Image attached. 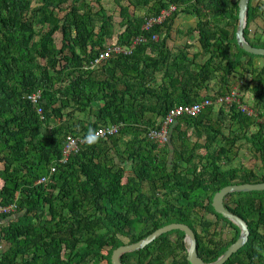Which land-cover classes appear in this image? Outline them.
Here are the masks:
<instances>
[{
  "label": "trees",
  "instance_id": "1",
  "mask_svg": "<svg viewBox=\"0 0 264 264\" xmlns=\"http://www.w3.org/2000/svg\"><path fill=\"white\" fill-rule=\"evenodd\" d=\"M238 1L113 0L116 29L101 0H0V207L15 205L0 212V264H111L114 249L171 223L193 230L206 263L236 241L239 228L214 212L212 197L264 182V65L236 42ZM180 14L197 18L187 31L200 47L192 58L168 46ZM261 16L249 0L244 37L258 48L263 31L250 37L249 25ZM113 47L130 52L92 67ZM235 86L230 104L176 118L163 145L149 135L170 109L214 102ZM67 137L78 142L63 159ZM242 147L260 174L235 164ZM224 205L249 229L224 264H264V191L228 194ZM215 216L233 229L219 243ZM186 249L184 233L171 230L120 261L190 264Z\"/></svg>",
  "mask_w": 264,
  "mask_h": 264
},
{
  "label": "water",
  "instance_id": "2",
  "mask_svg": "<svg viewBox=\"0 0 264 264\" xmlns=\"http://www.w3.org/2000/svg\"><path fill=\"white\" fill-rule=\"evenodd\" d=\"M248 3L249 0L238 1V26L235 33L236 42L245 52L264 57V48L253 47L244 37V29L247 24ZM251 191H264V182L227 185L213 195L211 205L214 212L220 214L223 218L235 224L240 230L236 241L229 245L215 261L206 263L198 256L196 251L195 235L190 227L182 223H171L156 229L151 234L135 243L123 244L114 249L110 257L111 264H122L120 261V256L122 254L140 250L160 235L171 230H180L182 233H184V240L187 245L186 258L190 264H224L247 242L249 236V229L246 222L225 207L224 198L231 193H243Z\"/></svg>",
  "mask_w": 264,
  "mask_h": 264
},
{
  "label": "built area",
  "instance_id": "3",
  "mask_svg": "<svg viewBox=\"0 0 264 264\" xmlns=\"http://www.w3.org/2000/svg\"><path fill=\"white\" fill-rule=\"evenodd\" d=\"M172 10H174L173 6H171L169 10L162 11V13L159 17L150 18L148 20V22L144 25V28H148L149 26H151L152 23L160 22ZM140 40L141 39H135L134 44ZM112 52L121 53V52H130V50L126 49V48H120V47L108 48L105 52L101 53L97 59L94 60V62L92 63V67H95L96 65L100 64L104 59L108 58ZM238 96H239L238 92L236 90L233 91V89H232V91L228 95L218 97L214 102L210 99H203L202 101L197 102V103H193L190 105H182L179 107L172 108L167 112V114L165 115V117L162 120L161 131L160 132L151 131L149 133V135L153 139H155L158 143L162 144V142L166 141L167 127L171 123H173L176 118L180 117L181 115H188V116L198 115L206 107H208L212 104L215 105V103L230 104ZM27 98L30 99L33 103H36L38 98H39V94L38 93L31 94V95H28ZM240 109L243 111H246L247 113H250V111H251L243 105H242V107L240 106ZM37 111L40 112V109H37ZM114 132H115V128H112V127L111 128H99L95 131L94 136H105L107 134H112ZM86 141L89 143V139ZM77 142H78L77 139L72 138V137H67V143H66L64 150H63V159H66L68 154L71 151L76 149ZM45 180H46V178H42L40 181H45ZM14 208H15V205H10L7 207H0V212L1 213H8V212L13 211Z\"/></svg>",
  "mask_w": 264,
  "mask_h": 264
},
{
  "label": "rangeland",
  "instance_id": "4",
  "mask_svg": "<svg viewBox=\"0 0 264 264\" xmlns=\"http://www.w3.org/2000/svg\"><path fill=\"white\" fill-rule=\"evenodd\" d=\"M251 3L253 5H255V4L260 5L261 10H262V16L256 18L255 21H253L250 24V26H249L250 37H252L251 33H253V32L261 33L263 31L262 34H264V0H251ZM117 19L118 18L115 14V28L116 29H117ZM188 19H191V20H188ZM196 21H197V18L192 16L191 18L188 17L186 19V21L185 20L184 21L183 20L182 21L176 20L174 22V25L177 23L179 24L178 26L181 27L182 31L180 33L181 35L177 32H175V33L172 32L170 39H168V46L171 49V51L175 52L176 49H178V48L179 49L183 48L184 50L186 49L185 51L190 58H192V56L195 55L196 53H200V49H199L200 47H199L198 41L196 39L197 35L195 33H193V36L187 35V31H188L189 27H194V25L196 24ZM178 30H179V28H178ZM171 38H173V39H171ZM55 42H56V45L59 47L61 44L60 38H56ZM196 61L202 62L203 58L201 56H199V57H197ZM253 62H255L256 66L258 64H259L258 66H260V65L262 66V63L264 62V58L260 57L259 60H255ZM247 93L249 94V92H245V94H247ZM244 97H245V95H244ZM246 100H247L246 103L252 102V99H250V97H247V95H246ZM248 103H247V105H248ZM225 104H227V103H225ZM192 139H195V138L193 137ZM163 143L164 142H162V144H160V143L159 144L163 145ZM235 164H237V165L242 164L244 167L249 168V169L251 168L254 171L257 170L261 166L260 162L256 158H253V156L244 147H242V149L240 150L239 156H238L237 160L235 161ZM204 216H205V214H204ZM220 227L223 229L221 232V234L223 233V236L221 235V238L222 237H225V239L229 238L228 233H226L225 224L222 220L220 221ZM4 248H5L4 245L0 247L1 250H3Z\"/></svg>",
  "mask_w": 264,
  "mask_h": 264
},
{
  "label": "crops",
  "instance_id": "5",
  "mask_svg": "<svg viewBox=\"0 0 264 264\" xmlns=\"http://www.w3.org/2000/svg\"><path fill=\"white\" fill-rule=\"evenodd\" d=\"M101 2L104 4V6L106 7V9L108 8L109 9V11L111 12V13H114L113 15H114V20H115V14H116V16H118V9H116V7H115V4L113 3V0H101ZM191 18L192 16H190V15H184V14H180L175 20H174V22L176 21V20H180V21H186V19L187 18ZM118 18V17H117ZM188 20H191V19H188ZM193 20V19H192ZM119 21V18L117 19V22ZM174 22H173V25H172V29H171V34H172V32H177V33H181V27H179L178 25V23L177 24H175L174 25ZM251 24V23H250ZM179 28V30H178V28ZM195 26V25H194ZM250 26V25H249ZM190 28H194V27H189V29ZM249 31H250V29H249ZM253 33H251V35H252ZM181 35V34H180ZM191 36H193V35H191ZM171 39H173V38H171ZM198 45V44H197ZM200 49V48H199ZM255 60H259V58H256ZM254 60V61H255ZM259 62V61H258ZM254 65H255V62H254ZM259 65V64H258ZM257 65V66H258ZM262 65H264V62L262 63ZM261 66V65H260ZM238 89H239V87L238 86H236V87H234V89H233V91L234 90H236L237 92H238V94H239V91H238ZM245 95V97H244V102L246 103V95H247V97H250V99H252V102H247L248 103V106H251L252 104H253V97L251 96V94H244ZM247 103H246V105H247ZM222 104H219V103H215V107H219V106H221ZM248 106H246L247 108H249ZM254 158V157H253ZM256 174H260L261 172L259 171V168L257 169V170H255L254 171Z\"/></svg>",
  "mask_w": 264,
  "mask_h": 264
},
{
  "label": "flooded vegetation",
  "instance_id": "6",
  "mask_svg": "<svg viewBox=\"0 0 264 264\" xmlns=\"http://www.w3.org/2000/svg\"><path fill=\"white\" fill-rule=\"evenodd\" d=\"M220 221L221 220L219 218H217V216H215V231H214V233H215V241L218 242V243H219V240L220 239L225 240V237H222L221 238V235L223 236V233L221 234V232H222L223 229L220 227ZM225 228H226V226H225ZM231 231H233L232 228H229V227L226 228V233H228V236L229 237L231 235ZM201 235H203V233H201ZM186 251H187V249H186Z\"/></svg>",
  "mask_w": 264,
  "mask_h": 264
},
{
  "label": "clouds",
  "instance_id": "7",
  "mask_svg": "<svg viewBox=\"0 0 264 264\" xmlns=\"http://www.w3.org/2000/svg\"><path fill=\"white\" fill-rule=\"evenodd\" d=\"M93 137H90V139H92Z\"/></svg>",
  "mask_w": 264,
  "mask_h": 264
}]
</instances>
